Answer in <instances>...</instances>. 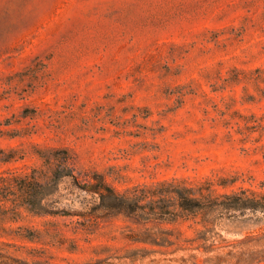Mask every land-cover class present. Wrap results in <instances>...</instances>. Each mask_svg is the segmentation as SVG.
I'll list each match as a JSON object with an SVG mask.
<instances>
[{
  "label": "rangeland",
  "instance_id": "obj_1",
  "mask_svg": "<svg viewBox=\"0 0 264 264\" xmlns=\"http://www.w3.org/2000/svg\"><path fill=\"white\" fill-rule=\"evenodd\" d=\"M35 172L0 264H264V209L230 198L264 193V0H0V177Z\"/></svg>",
  "mask_w": 264,
  "mask_h": 264
},
{
  "label": "trees",
  "instance_id": "obj_2",
  "mask_svg": "<svg viewBox=\"0 0 264 264\" xmlns=\"http://www.w3.org/2000/svg\"><path fill=\"white\" fill-rule=\"evenodd\" d=\"M55 152H58V154L47 156L46 160V168L47 172H53L59 174L61 178L64 177H73L76 180L77 185L80 189L85 190L86 192L97 195L101 201L103 206H109L108 203L112 199H120L125 200V196H121L117 191L112 188L111 186H108L105 183V180L102 178L100 182H94L90 178H88L86 175H84L85 178H82V175H78V168H77V162L75 157L72 155L70 149L68 148H62V149H53ZM8 161V160H7ZM38 173V172H37ZM36 172L33 174L26 175L24 177L11 175V176H1L0 177V202L7 200V194L8 192L12 191V188L16 186V184H21L22 188L21 191L23 192V195L27 196V199L33 196L34 188L33 186L40 184L39 177ZM85 179V180H84ZM85 181V184H81V181ZM188 192V196L186 197V200L188 201L190 206H184V204H181L184 209H191L193 213H197L198 209L201 208L200 201L201 198L196 197V190L193 188L186 189ZM244 194H246L244 192ZM252 197H247V199H244L241 195H233L230 196V198H235L239 202H243L242 207H250L253 209L257 208H263L264 209V193L261 192H252ZM180 195V194H179ZM182 199V194L179 196ZM184 197V196H183ZM244 205V206H243ZM21 205L17 204L13 210L16 211V213L19 212V208ZM6 213V212H5ZM196 215V214H194ZM179 239L172 240L169 237L163 238L161 241L154 240L155 244L162 245V246H177L179 245ZM178 249H175L173 251H163L164 254H168L170 252L176 253ZM210 251V250H207ZM149 255V254H146ZM144 255V257H146ZM191 259L194 260V264H199L201 259L197 255H192ZM183 261L186 262L188 259L183 257ZM204 262H213L216 261L217 264H221L223 261H226L225 258L222 256H217L216 259L212 257H208L203 260ZM257 261V258H253L251 256V259L245 260L248 264H255ZM262 260H260L261 262Z\"/></svg>",
  "mask_w": 264,
  "mask_h": 264
}]
</instances>
